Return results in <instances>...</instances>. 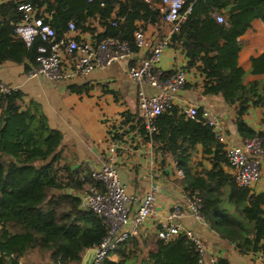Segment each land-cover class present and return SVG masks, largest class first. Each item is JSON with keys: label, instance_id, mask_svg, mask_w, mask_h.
<instances>
[{"label": "trees", "instance_id": "16d2710c", "mask_svg": "<svg viewBox=\"0 0 264 264\" xmlns=\"http://www.w3.org/2000/svg\"><path fill=\"white\" fill-rule=\"evenodd\" d=\"M28 1L51 13L50 25L58 38L69 21L82 31H92L86 23L95 18L105 27L96 43L107 37L132 43L136 21L158 24L163 19L160 0ZM182 13L185 19L170 42L183 49L186 69L195 68L203 77V96L220 97L236 109L235 126L241 138L259 137L264 149V133L256 132L243 119L252 104L262 109L264 123V52L251 58L250 72L262 75L260 81L245 85V72L238 64L239 38L255 20L264 23V0H186ZM216 16H222L224 22L218 23ZM20 19L14 2L0 4V65L25 64L29 72L36 67L42 41L36 39L26 46L14 34ZM67 90L88 95L91 86L70 84ZM22 97L19 90L0 93V264H19L34 250L49 254L54 264H80L85 251L102 242L106 227L100 216L80 208L78 196L64 192H80L99 184L80 172L81 166L74 170L62 160V134L49 127L37 104L30 102L23 108ZM135 122L155 155L162 157V165L170 157L183 172L180 183L188 197L200 199L207 227L233 244L239 254H264V191L257 193L234 181L224 146L211 128L186 117L176 106L155 118V131L150 135L141 117ZM199 153L209 168L202 161L193 164ZM112 254L117 260L109 259ZM101 264H198V254L183 235L169 241L156 239L151 250L132 237ZM217 264L230 263L219 258Z\"/></svg>", "mask_w": 264, "mask_h": 264}, {"label": "crops", "instance_id": "0c3cea01", "mask_svg": "<svg viewBox=\"0 0 264 264\" xmlns=\"http://www.w3.org/2000/svg\"><path fill=\"white\" fill-rule=\"evenodd\" d=\"M39 9L41 13H47L51 18V13L45 10V7ZM86 25L92 31L77 28L78 38L95 42L96 36L105 30L95 18H90ZM135 25L137 30L144 31L146 37L154 42L169 39V45L163 50L158 65L162 71L169 73L183 69L186 72V86L177 94L175 106L181 108L183 105L192 104L212 110L222 121L227 144H241L243 139L235 126L236 109L226 104L222 98L212 96L214 100L224 103L223 107L216 110L209 103V99L202 95L203 77L195 68L186 69L187 58L183 49L170 42L172 35L170 25L163 19L158 24L136 21ZM239 40L241 49L238 64L245 72L243 83L247 85L262 80V75H253L250 71L251 58L264 52V23L260 20L252 22L251 28ZM147 57H149L147 51L139 52L128 63H113L106 69L94 71L83 80L70 83L51 82L43 76L29 77L25 64L5 62L0 65V83L14 87L23 94V108L30 102L41 108L49 127L62 134L61 157L74 170L81 166L83 169L80 172L87 173L88 164L99 166L100 158L108 147V131H115L113 138V142L117 144L115 166L126 192L141 198L155 186L154 183L159 182L163 185L155 193L154 214L136 236L140 243L144 241L147 249L151 250L157 239L155 232L158 225L168 218L175 204L185 207L184 197L187 193L180 183L184 176L178 175L180 169L176 168V163L167 157L162 165V157L155 155L151 143L143 139L135 122L137 116L141 117L137 101L138 90L144 89L148 93L155 90L146 84L130 80L126 70ZM81 83H89L91 86L88 95L75 94L67 90L68 85ZM126 118L128 123H124ZM262 118V109L252 104L249 105L247 114L243 116L247 125L258 133H264ZM199 161H202L200 153L193 158V164ZM202 164L206 168L210 166L204 160ZM252 190L257 193L264 191V176ZM82 192L68 189L64 193L80 197ZM135 208L136 204L132 206V212ZM179 222L185 230L193 231L202 239L208 257L217 260L225 258L230 264H264V254H239L233 244L224 242L206 224L194 220L185 209ZM42 255L43 257L40 252L34 250L23 256L19 264H51L49 254ZM109 259L117 260V255L112 254Z\"/></svg>", "mask_w": 264, "mask_h": 264}, {"label": "built area", "instance_id": "2783aa9c", "mask_svg": "<svg viewBox=\"0 0 264 264\" xmlns=\"http://www.w3.org/2000/svg\"><path fill=\"white\" fill-rule=\"evenodd\" d=\"M10 1L16 4V10L21 16L20 21L14 26V34L28 47L36 39L42 41L37 49L36 67L29 71V77L43 76L51 82H75L85 79L96 70L106 69L113 63H128L137 53L147 51L149 57L141 59L126 70L130 80L146 84L155 90L153 93H148L144 89L137 92L138 109L146 133L150 135L155 131L154 120L160 113L175 106L177 94L186 86V72L179 69L165 75L158 67L163 50L169 45V39L154 42L146 37L144 31L136 30L132 43L118 41L113 37L96 43L78 38L77 27L73 21L67 23V30L58 38L50 25L51 18L47 13H41L40 9L28 0H0V4ZM185 1L160 0L158 4L164 22L171 27V33L177 32L180 23L185 19V13H182ZM216 21L222 23L224 19L222 16H216ZM14 90L17 89L0 83V93H10ZM179 109L186 117L211 128L216 140L224 146L229 171L234 181L239 186L253 189L262 175L264 149L260 138L245 139L241 144L229 145L222 121L212 110L192 104L183 105ZM1 113L0 109V122ZM114 136L115 131H108V147L100 158L99 166L88 164V175L99 185H88L79 197L80 208L100 216L106 227L104 239L95 248L96 257L93 264H101L119 244L136 237L154 214L157 190L155 186L141 198L126 192L115 166L117 144L113 142ZM178 175L184 176L181 170L178 171ZM184 198L185 207L183 208L181 204L173 206L168 218L158 225L156 238L169 241L183 235L193 243L198 254V264H217L216 258L207 256L202 239L193 231L185 230L180 224L179 219L184 209L194 220L205 224L200 213V199L188 195ZM134 204L136 208L132 212Z\"/></svg>", "mask_w": 264, "mask_h": 264}, {"label": "water", "instance_id": "95a60500", "mask_svg": "<svg viewBox=\"0 0 264 264\" xmlns=\"http://www.w3.org/2000/svg\"><path fill=\"white\" fill-rule=\"evenodd\" d=\"M206 98L209 99V103L216 110H219V108L224 106V103L214 100L212 98V95H210V94L206 95ZM71 169H73V167H71ZM154 185H155V187H157V189H159L160 187L163 186L159 182L154 183ZM95 257H96V249L95 248L88 249L83 254L81 261H80V264H93Z\"/></svg>", "mask_w": 264, "mask_h": 264}, {"label": "rangeland", "instance_id": "374dc122", "mask_svg": "<svg viewBox=\"0 0 264 264\" xmlns=\"http://www.w3.org/2000/svg\"><path fill=\"white\" fill-rule=\"evenodd\" d=\"M263 159H262V175H261V178L264 176V164H263ZM261 180V179H260ZM42 254H44V255H47V253H40V255L43 257V255ZM51 264H54L53 262H51Z\"/></svg>", "mask_w": 264, "mask_h": 264}]
</instances>
